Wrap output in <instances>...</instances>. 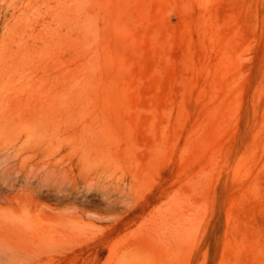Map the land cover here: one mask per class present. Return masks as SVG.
Instances as JSON below:
<instances>
[{
  "label": "rangeland",
  "instance_id": "374dc122",
  "mask_svg": "<svg viewBox=\"0 0 264 264\" xmlns=\"http://www.w3.org/2000/svg\"><path fill=\"white\" fill-rule=\"evenodd\" d=\"M130 252L264 264V0H0V264Z\"/></svg>",
  "mask_w": 264,
  "mask_h": 264
},
{
  "label": "bare ground",
  "instance_id": "6f19581e",
  "mask_svg": "<svg viewBox=\"0 0 264 264\" xmlns=\"http://www.w3.org/2000/svg\"><path fill=\"white\" fill-rule=\"evenodd\" d=\"M50 247L51 248L55 247V243H50ZM113 264H145V258H143L140 253L137 254V252H132V253L130 252V253L121 255L120 257L115 259Z\"/></svg>",
  "mask_w": 264,
  "mask_h": 264
}]
</instances>
